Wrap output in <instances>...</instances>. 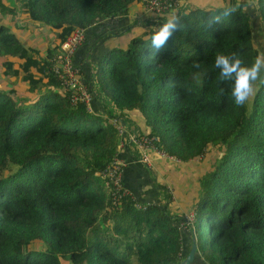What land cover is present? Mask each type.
<instances>
[{
    "label": "trees",
    "instance_id": "1",
    "mask_svg": "<svg viewBox=\"0 0 264 264\" xmlns=\"http://www.w3.org/2000/svg\"><path fill=\"white\" fill-rule=\"evenodd\" d=\"M5 1L0 16L22 13L50 28L56 45L43 57L0 23L9 86L0 89V264H182L194 242V264H264V84L236 106L232 81H221L214 66L217 54L239 53L246 65L261 54L248 1L180 14V31L153 57L163 18L109 51L96 71L97 97L143 123L168 156L185 165L218 148L190 225L169 213V193L165 204H113L103 172L121 153L115 114L73 106L53 72V57L76 29L126 18L141 0ZM257 4L264 23V0Z\"/></svg>",
    "mask_w": 264,
    "mask_h": 264
},
{
    "label": "crops",
    "instance_id": "2",
    "mask_svg": "<svg viewBox=\"0 0 264 264\" xmlns=\"http://www.w3.org/2000/svg\"><path fill=\"white\" fill-rule=\"evenodd\" d=\"M199 1L200 0H184V5L179 11L168 14L164 18L168 20L173 18V16L178 17L180 14L188 13V11L196 8H211L209 5H207L208 7L200 6L198 3ZM215 1L219 3V6L217 7H222L225 3V0ZM247 1L248 6L245 9V12L252 15L253 32L254 29L256 30L257 26L259 27L261 25H263L262 27L264 30V23L262 22V16L259 12L257 4L258 0ZM150 19L151 16L146 12L145 7L141 3L135 6L128 17L121 20H114L113 22L104 24V26L95 25L86 31V41L77 52L74 61L76 66L81 71L83 80L95 97L93 101V111L91 112L103 114L107 113V109L109 108V111L111 112L112 110L115 116L118 115V112L113 106L109 107L107 103L102 102L101 99L97 97L95 92L96 71L102 58L112 49L120 47L123 38H129L132 40L135 37L141 35L143 36L144 33L147 32L151 26H153ZM126 44L127 43L124 44V48L128 46ZM134 121L135 120L131 122L124 120V122L128 125L129 132H134L133 126L137 131L143 132L145 125L143 123H135ZM132 122L134 125L131 124ZM127 148L122 147L121 145V153L118 156V160L122 161L126 167L123 179L124 187H126V189L136 197L137 201L142 204L166 203L168 201V197L166 195L167 191L160 189V187L164 186V184L160 182V184L151 183L155 178L153 173L156 172L155 170H158L160 165H163V162L161 161L164 160L153 156L155 166L154 168L151 167L150 169H147L144 165H142V163H140V153L138 148L135 145L127 146ZM161 167H164V165ZM147 179L150 183L147 182ZM189 197L193 200L195 194L193 193ZM172 204H174V202Z\"/></svg>",
    "mask_w": 264,
    "mask_h": 264
},
{
    "label": "built area",
    "instance_id": "3",
    "mask_svg": "<svg viewBox=\"0 0 264 264\" xmlns=\"http://www.w3.org/2000/svg\"><path fill=\"white\" fill-rule=\"evenodd\" d=\"M146 12L151 16L150 22L158 26L161 20L173 12L179 11L184 0H141ZM87 29H76L72 35L60 46L59 53L53 57V72L55 77L70 94L71 103L77 107L80 103L85 104L88 110L93 111L94 95L81 76L80 69L76 66L74 58L86 41ZM112 124L117 128L123 138L122 147L135 145L140 153V163L147 168L153 164V156L162 160L180 163L175 157L168 156L159 148V138L143 134L141 131L129 132L128 125L118 114L112 119ZM125 164L118 157L103 172V177L112 186L113 204L117 205L124 197H136L124 187L123 177ZM140 208V205H137ZM189 223V221H187Z\"/></svg>",
    "mask_w": 264,
    "mask_h": 264
},
{
    "label": "rangeland",
    "instance_id": "4",
    "mask_svg": "<svg viewBox=\"0 0 264 264\" xmlns=\"http://www.w3.org/2000/svg\"><path fill=\"white\" fill-rule=\"evenodd\" d=\"M5 2L10 6L11 4L9 2H12V0H6ZM198 3L200 6L204 7H208L207 5H209V7L219 6V3L215 0H200ZM0 23L10 25L12 31L18 36L22 43L36 47L43 57L49 56L48 52L56 45L55 37L50 28L37 26L29 17L22 13L18 14L15 18L0 16ZM262 26L263 25L259 27L257 26L256 30L254 29V43L260 53H264V30ZM130 40L131 39L129 38H123L120 47L124 48L125 43H127L126 45H129ZM3 63L4 60L0 59V89L2 90L9 87L7 85L8 81L3 76L5 71L2 66ZM258 88V85H256L254 95ZM254 95L250 99H253ZM219 156L220 153L218 148L211 147L204 158L198 159L190 164L184 165L182 162L176 163L168 160L161 161L163 162L164 167H161L163 165H160L158 170H155L156 172L153 173L155 181L152 180L151 183L164 184L167 193L171 196L169 202L170 206L168 208L169 213L180 217L185 216V220L189 221V223L187 222V225L193 223L196 217V212L193 208V200L189 196L198 192L200 178L206 171L214 166L213 164ZM154 166L155 162H153L152 168H154ZM144 167L147 168L146 166ZM147 182L150 183L148 179ZM173 202L174 204H172ZM63 264L68 263L64 262Z\"/></svg>",
    "mask_w": 264,
    "mask_h": 264
},
{
    "label": "clouds",
    "instance_id": "5",
    "mask_svg": "<svg viewBox=\"0 0 264 264\" xmlns=\"http://www.w3.org/2000/svg\"><path fill=\"white\" fill-rule=\"evenodd\" d=\"M240 8V4L225 10L224 15L230 16ZM179 18L168 19L162 24L151 37L152 56L155 57L164 48L174 33L180 31ZM198 66V64L196 65ZM215 68L219 69V79L221 81H232L231 97L236 106H244L254 95L256 85L264 84V53L255 57L251 65H246L239 53L233 52L230 55L217 54L215 57ZM223 89L221 93L223 94Z\"/></svg>",
    "mask_w": 264,
    "mask_h": 264
},
{
    "label": "water",
    "instance_id": "6",
    "mask_svg": "<svg viewBox=\"0 0 264 264\" xmlns=\"http://www.w3.org/2000/svg\"><path fill=\"white\" fill-rule=\"evenodd\" d=\"M197 253H198L197 243L194 242L187 258L183 261L182 264H194L196 261Z\"/></svg>",
    "mask_w": 264,
    "mask_h": 264
}]
</instances>
